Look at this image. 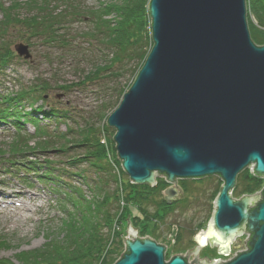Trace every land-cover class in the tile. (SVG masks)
<instances>
[{"label": "water", "instance_id": "95a60500", "mask_svg": "<svg viewBox=\"0 0 264 264\" xmlns=\"http://www.w3.org/2000/svg\"><path fill=\"white\" fill-rule=\"evenodd\" d=\"M247 14L246 0L150 1L154 47L107 122L117 157L132 184L165 179L169 204L183 197L181 180L218 176L223 184L207 234L195 235L186 257L166 261L167 246L139 238L129 215L115 264H264V189L232 195L242 172L264 178V46L253 41ZM15 51L32 58L24 43ZM241 236L247 250L232 260H197L206 238L227 258Z\"/></svg>", "mask_w": 264, "mask_h": 264}, {"label": "trees", "instance_id": "16d2710c", "mask_svg": "<svg viewBox=\"0 0 264 264\" xmlns=\"http://www.w3.org/2000/svg\"><path fill=\"white\" fill-rule=\"evenodd\" d=\"M140 1L123 0L117 4H102L97 9L87 7L84 2L77 0L0 2V11L3 14L0 21V72L7 70L17 58L6 41L8 35L11 34L14 38L17 35L16 39L28 43L31 47L46 46L54 51L56 59L65 60L69 68L79 76L77 81L64 83L59 89L67 93L82 91L95 95L101 101L100 113L108 122L110 114L119 107L123 96L136 81L154 47L153 40H151L152 43L150 41L152 32L150 37L147 34L149 33L146 27L147 15ZM246 3L248 22H252L250 16L253 6L258 24L264 27V0H246ZM149 5L150 3L146 11L148 15ZM76 24H84L85 27L76 29ZM150 26L152 31L151 18ZM251 33L253 41L259 46H264V30L253 28ZM85 65L91 67L88 72L84 71L83 66ZM129 74L133 76V82L127 87L123 86L122 80ZM52 88L49 82L40 81L33 88H25L17 96H0V118L12 119L16 124L18 134L12 143L9 155L8 152L3 151L0 152L1 155L17 159L27 154L30 149H33L31 152H35L38 149L47 150L59 144L62 147L75 144V147L86 148L83 156H78V162L85 158L91 166L108 172L104 166L105 162H108V156L97 132L90 135L83 130L79 140L65 144L62 140L66 138L64 134L49 133V129L34 119L30 113H25L23 117L20 115L19 109L22 102L36 103L40 97L43 101L47 90ZM51 112L60 114L54 110ZM62 114L65 117L68 116V113L62 112ZM23 118L24 121L33 123L41 139L35 141L33 135L23 134L20 126ZM106 128L110 129L108 125ZM57 137L59 142L56 141ZM50 164L44 166L45 171L37 170L36 174L60 188L63 185L61 183L63 179L58 177L54 171H49ZM27 168L35 170V167L30 165ZM248 172L249 170H246L238 176L233 195L239 196L245 191L251 195L260 187L259 181L264 178L256 176L251 171L250 175ZM76 174L78 173L73 175ZM123 174L127 175L125 172ZM81 175L78 176L81 177ZM189 181L196 180L179 181L182 192L188 193ZM243 182L250 183L243 188ZM115 183L118 185L119 180L115 179ZM103 185L104 182L100 179V183L95 186L92 199L77 188H69L64 193L58 192L57 195L60 198L58 205L61 207L60 213L62 214L61 227H59L62 230L59 233L60 236L58 235L59 238L49 239L42 249L27 253L26 257H22L23 261L20 259L21 264H115L125 254L124 252L122 256L119 255L122 250L121 239L113 246L109 244L111 231L115 229L114 225L117 226L120 223L121 199L136 204L138 211L133 219L137 222L141 216L149 215L147 205L150 203L167 212L173 209V206L168 205L167 200L159 198L160 192L168 186L165 179H157V185L151 187L148 184H132L129 178L127 181H122L121 194L117 187L114 193L109 194L103 191ZM134 191L137 193L135 197L131 196ZM113 204H117V210L112 208ZM146 231L147 229H139L142 234ZM0 264L3 262L0 261Z\"/></svg>", "mask_w": 264, "mask_h": 264}, {"label": "rangeland", "instance_id": "374dc122", "mask_svg": "<svg viewBox=\"0 0 264 264\" xmlns=\"http://www.w3.org/2000/svg\"><path fill=\"white\" fill-rule=\"evenodd\" d=\"M4 1L8 3L13 0H0V2ZM22 1L25 2L27 0ZM77 1L84 2L87 7L97 9L101 7L102 4H117L123 0ZM150 1L151 0L140 1V5L145 15H147L146 27L149 31V33H147L149 37L152 31L150 29V17L146 11ZM251 9L250 20L252 22H248L250 33L253 28L264 30V27L258 24L256 19L257 15L253 6ZM2 18L3 14L0 11V21ZM75 27L76 29H81L85 26L84 24H76ZM15 37L18 38L17 35H15ZM16 38L11 34L6 38L7 43L10 45L12 52L17 58L11 63L7 70L0 72V96L14 97L17 96L18 93L20 94V92H23L25 88L35 87L40 81L49 82L52 84L53 88L47 90L45 100L42 101L40 97L37 99L36 103L22 102V106L19 109L20 115L23 117L25 113H30L34 116V119L40 121L43 123L44 127L49 129V133H56V135L64 134L66 138L62 140H64L65 144H68L69 141L75 142L79 140L83 130L90 135L97 132V136L101 143L102 140H105L104 147L109 160L107 159L108 162H105L104 165L108 169V172L98 170L91 166L85 158H82L80 162H78V156H83L86 148L75 147V144H68L67 147H65V145L62 147L61 144H59L53 148H48L47 150L38 149L35 152H31L33 149H30L27 154L19 157L21 163L17 165L9 164V161H14L12 157L11 160H7V156L0 157V179H2V181L8 183L9 186L23 187V191L27 193L39 195V200L35 202L36 206L39 207V211L36 213L34 211L35 207L31 208L28 212L31 221L27 222L25 225L22 224V221L15 224L14 219L0 216V261H2L3 264H21V261H23L22 257H26L29 252L42 249L49 239L54 240L57 238L62 230L59 228L61 227L60 220L62 217L60 213L61 207L58 205L60 198L54 194V188H51L52 185L45 182L47 179L39 178L34 174L20 175L25 172V166L30 165L35 167V170L38 168L37 170L45 171L46 167L44 166H48L51 163L50 170H47L54 171L58 177L63 179L61 182L63 185L58 188V192L64 193L69 190V188H77L81 189L83 194L89 199H92L94 196L95 186L100 183V179L104 182L103 191H107L109 194L114 193L116 187L121 194L122 181H127V179H129L128 175L123 174L124 171L121 168V161L117 157L116 144L114 142L115 129L106 128L107 122L100 113L101 101L97 99L95 95L87 92L74 91L67 93L61 91L59 87L64 85V83L77 81L79 77L78 74H75L73 70L69 68V64L65 63V60L56 59L54 57V51H51L48 47L42 45L31 47L28 43ZM151 40L152 39H150V41ZM20 43L30 46V52L32 54L30 60H25L16 54L15 46ZM83 68L85 72L91 69V67L87 65L83 66ZM122 82L123 86H129L133 82V76L130 74L127 75ZM56 85L59 86L57 87ZM114 100L116 101V99ZM114 100L112 101L114 102ZM51 110L60 112V114H54ZM62 112L68 113V116L65 117ZM61 115L63 116L61 117ZM16 117H18V115H16ZM20 123V126L23 125L21 126L23 134L28 133L33 135L35 141L41 139L39 137L40 134L35 132L33 123L24 121V118ZM15 127L16 124L13 120L7 119L0 121V152L10 153L9 150L12 148V143L18 136ZM56 141L59 142L58 137ZM75 173L78 174L73 175ZM248 173L251 175L250 170ZM79 174H82L81 177L78 176ZM115 179L119 180L118 185H116ZM259 182L260 187L251 195L257 194L264 189V179ZM249 183L250 182H243V188L248 186ZM222 184L218 176L189 181L188 193L183 191V197L181 199L175 202L173 201L171 204L168 203V205L173 206L171 211H164L159 207H155L153 203H150L147 205L149 215L146 217L141 216L138 222L136 219H133L138 211L136 204L121 199L119 208L120 223L117 226L114 225L115 229L113 228V231H111L112 236H110L109 244L113 246L121 239L122 250L119 255L122 256L124 254L126 251L124 241L128 237V217L131 215L129 221L133 228H138L139 238L143 239L149 236L150 239L158 244L167 246L166 258L168 261L177 254L186 256L191 249H195L196 246L198 247V242L193 240L195 235L201 230L203 233L208 230L210 221L215 212V196L221 191ZM169 187L170 185L168 184L167 188ZM136 194L137 193L134 191L131 196L135 197ZM157 195L158 194H156V196ZM245 195L250 194L245 191V193L239 196L236 194L233 195V199L239 200ZM165 197L166 194L160 192L159 198L166 200ZM132 199L134 200L136 198ZM112 208L116 209L117 204H113ZM139 229H147V231L142 234L139 232ZM245 238L246 236L236 238L235 243L231 245V252L234 250H242L245 247ZM129 239L133 240L134 237L130 235ZM206 258L210 261L228 260L218 255V248L216 246L211 248L210 244H208L206 248L201 249L197 260H204ZM189 259L193 261L194 254H191Z\"/></svg>", "mask_w": 264, "mask_h": 264}, {"label": "bare ground", "instance_id": "6f19581e", "mask_svg": "<svg viewBox=\"0 0 264 264\" xmlns=\"http://www.w3.org/2000/svg\"><path fill=\"white\" fill-rule=\"evenodd\" d=\"M37 200H39V195L27 193L23 191V187L9 186L8 183L0 179V216L14 219L15 224L22 221V224L25 225L31 221V217L28 215L31 208L35 207L36 213L39 211V207L35 203ZM207 232L208 230L204 232V235ZM207 244L208 238H206V246L203 248H206ZM235 256L237 255L234 254L233 258Z\"/></svg>", "mask_w": 264, "mask_h": 264}, {"label": "built area", "instance_id": "2783aa9c", "mask_svg": "<svg viewBox=\"0 0 264 264\" xmlns=\"http://www.w3.org/2000/svg\"><path fill=\"white\" fill-rule=\"evenodd\" d=\"M103 143H104V141H103ZM248 238H249V237H246L245 240L247 241ZM246 241H245V247H244L242 250H240V251H236L234 254L237 255L238 252H245V251L247 250V247H246ZM234 254H233V256H234ZM233 256H232V254H231V256L227 257L228 260H226V261H222V262H228V261L232 260V259H233ZM230 257H231V258H230ZM235 257H236V256H235ZM235 257H234V258H235ZM229 258H230V259H229Z\"/></svg>", "mask_w": 264, "mask_h": 264}, {"label": "flooded vegetation", "instance_id": "af4514ba", "mask_svg": "<svg viewBox=\"0 0 264 264\" xmlns=\"http://www.w3.org/2000/svg\"><path fill=\"white\" fill-rule=\"evenodd\" d=\"M194 241H195V239H194ZM231 250H232V249H231ZM234 251H235V250H234ZM234 251H233V252H231V253H232V256H233V253H235V252H236V251H235V252H234ZM185 257H186V256H185ZM187 258H188V257H187ZM230 258H231V257H230ZM230 258H229V259H230ZM225 259H227V258H225ZM188 262L192 263V262L190 261V259H189V258H188Z\"/></svg>", "mask_w": 264, "mask_h": 264}]
</instances>
